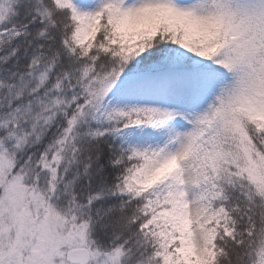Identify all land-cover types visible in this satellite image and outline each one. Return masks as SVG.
I'll return each instance as SVG.
<instances>
[{
	"label": "snow or ice",
	"instance_id": "1",
	"mask_svg": "<svg viewBox=\"0 0 264 264\" xmlns=\"http://www.w3.org/2000/svg\"><path fill=\"white\" fill-rule=\"evenodd\" d=\"M0 264H264V0H0Z\"/></svg>",
	"mask_w": 264,
	"mask_h": 264
}]
</instances>
